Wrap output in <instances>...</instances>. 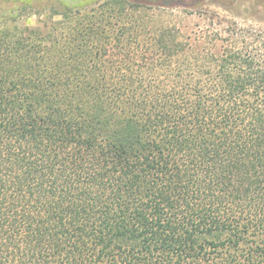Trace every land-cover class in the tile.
<instances>
[{
	"label": "trees",
	"instance_id": "1",
	"mask_svg": "<svg viewBox=\"0 0 264 264\" xmlns=\"http://www.w3.org/2000/svg\"><path fill=\"white\" fill-rule=\"evenodd\" d=\"M2 1L50 13L0 25V264H264V29L140 40L143 9L204 0Z\"/></svg>",
	"mask_w": 264,
	"mask_h": 264
},
{
	"label": "rangeland",
	"instance_id": "2",
	"mask_svg": "<svg viewBox=\"0 0 264 264\" xmlns=\"http://www.w3.org/2000/svg\"><path fill=\"white\" fill-rule=\"evenodd\" d=\"M28 5L27 10L17 4L0 0V25L17 27V32L24 36L34 30L42 37L38 29L43 30L44 24L49 25V4L37 1ZM89 5L86 10L92 9ZM26 9V8H25ZM83 11V12H84ZM137 18L143 25L140 40L156 37L163 32L170 31L178 41L192 43L194 39H204L215 31L226 36L227 27L236 25L238 28L263 30L264 29V0H204L199 8H152L143 9ZM54 13V14H53ZM52 13V22L61 18ZM7 19L13 22H8ZM7 21V22H5ZM131 21H136L135 17ZM48 36V35H45ZM185 55L193 53V47H185Z\"/></svg>",
	"mask_w": 264,
	"mask_h": 264
}]
</instances>
